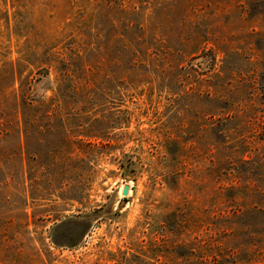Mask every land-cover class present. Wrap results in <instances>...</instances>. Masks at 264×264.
Wrapping results in <instances>:
<instances>
[{
  "label": "rangeland",
  "instance_id": "obj_1",
  "mask_svg": "<svg viewBox=\"0 0 264 264\" xmlns=\"http://www.w3.org/2000/svg\"><path fill=\"white\" fill-rule=\"evenodd\" d=\"M0 264H264V0H0Z\"/></svg>",
  "mask_w": 264,
  "mask_h": 264
},
{
  "label": "water",
  "instance_id": "obj_2",
  "mask_svg": "<svg viewBox=\"0 0 264 264\" xmlns=\"http://www.w3.org/2000/svg\"><path fill=\"white\" fill-rule=\"evenodd\" d=\"M128 190H129L128 185H124L122 190H121V195L122 196H127Z\"/></svg>",
  "mask_w": 264,
  "mask_h": 264
}]
</instances>
